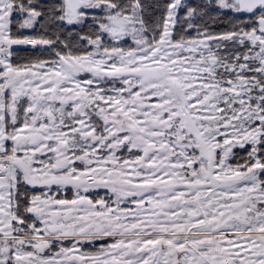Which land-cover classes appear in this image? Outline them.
Here are the masks:
<instances>
[{"label": "snow or ice", "instance_id": "1", "mask_svg": "<svg viewBox=\"0 0 264 264\" xmlns=\"http://www.w3.org/2000/svg\"><path fill=\"white\" fill-rule=\"evenodd\" d=\"M0 264H264V0H0Z\"/></svg>", "mask_w": 264, "mask_h": 264}]
</instances>
